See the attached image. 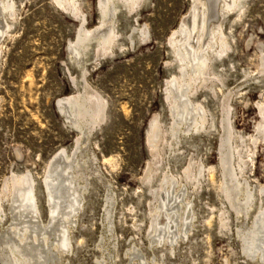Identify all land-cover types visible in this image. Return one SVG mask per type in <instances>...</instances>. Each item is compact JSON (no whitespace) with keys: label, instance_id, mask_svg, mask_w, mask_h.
Returning a JSON list of instances; mask_svg holds the SVG:
<instances>
[{"label":"rangeland","instance_id":"rangeland-1","mask_svg":"<svg viewBox=\"0 0 264 264\" xmlns=\"http://www.w3.org/2000/svg\"><path fill=\"white\" fill-rule=\"evenodd\" d=\"M12 1L15 13L5 19L8 28L0 37V198L6 213L0 231L11 223L3 187L13 174L33 176L37 219L48 224L41 180L59 161L61 148L72 156L83 139L59 112L58 99L85 96L93 106L95 99L105 102V117L98 122L96 110V123L83 124V131L90 128L89 141L75 153L85 161H79L78 180L87 181L88 190H79L85 199L72 223L73 251L62 259L57 255L54 264H97V259L108 264H255L243 255L237 236V228L252 226L254 212L236 220L222 190L221 151L230 124L233 135L225 147L234 152L231 165L239 183L255 192L259 205L264 202L259 192L264 188V132L259 128L264 125V0H241L223 15L217 14L219 0H207V22L216 24L226 46L220 58L216 46L209 52V80L194 78L189 94L204 107L208 121L188 137L179 135L178 142L169 135L173 121L166 92L171 80H180L183 60L171 37L187 23L195 0H137L134 5L116 0L110 47L89 40L81 66L72 47L82 28L96 30L99 0H76L75 13L68 1L64 9L55 0ZM5 20L0 16V27ZM154 119L163 136L156 155L146 145ZM150 164L159 169L146 178ZM189 167L193 181L185 175ZM171 175L179 179V189L190 191L195 217L187 238L168 253L152 250L148 235L157 206L152 193ZM107 196L113 197L110 205ZM106 209L114 220L111 231ZM220 213L229 216L227 228L217 220ZM134 247L137 256L130 258Z\"/></svg>","mask_w":264,"mask_h":264},{"label":"bare ground","instance_id":"bare-ground-1","mask_svg":"<svg viewBox=\"0 0 264 264\" xmlns=\"http://www.w3.org/2000/svg\"><path fill=\"white\" fill-rule=\"evenodd\" d=\"M55 1L63 9L64 4H66L65 1H68L73 4V12L75 13L77 11L76 0ZM126 1H131V4L134 5L137 0ZM239 1L241 0H219L217 14L219 11L223 15L225 12L228 13L235 10L238 7ZM115 2L116 0H99L98 11L101 14V20L95 26V31L97 32L92 31L93 29L85 30V28L83 29L81 27L82 29L78 34L76 47L74 45L72 47L74 56L79 57L77 65L81 66L83 63L81 59L82 54L86 47V42L89 40L98 39L103 46L110 47L113 32L111 21H113L112 18L115 15ZM195 2L196 5L191 11L186 21L187 23H182L176 32V37L174 35L171 37L174 39L173 41L176 45L178 56L183 60L179 68L181 71L180 80H171L167 85L166 92L172 107L171 120L173 121L169 135L173 136L177 142L178 139L180 140L179 135L188 137L192 133H196L198 128H203L206 125L208 119L206 118L205 109L203 106L194 104L190 100V90L194 84V78L205 81L209 80L207 77L209 52L214 51L216 46V50H220L217 54L220 58L224 53L223 47L226 46L224 43L225 36L221 31L218 32L219 30L216 29V24L210 27V24L207 22V14L209 12L207 0H195ZM14 13L15 8L12 0H0V16L3 17V20L10 15H14ZM102 25L105 28H102ZM7 28L8 23L6 21L5 26L0 27V37H3L4 33L6 34ZM173 41L171 40V42ZM262 61L264 67V57ZM94 105H91L85 96L70 95L58 99L57 107L60 110L59 112H64L65 118L68 119V124L73 125L75 129L77 128V131L83 139L78 142V146L73 151L72 156L61 148L59 152L60 157H58L59 161L50 164L49 167L51 168L41 180L49 213L47 225L41 220L38 222L39 220L37 219L39 210L36 197L34 196L35 180L33 176L27 173L25 176L23 174L22 176L24 177L21 179L22 176L18 177L13 174L11 179L6 180L3 187V194L6 197L5 203L9 208L7 218H9L11 223L8 224L9 226L4 231H0V253H3L0 258L1 264H54L57 255L58 259H62L65 255L64 253L73 251L71 231L73 228L75 231L74 226L76 225L73 224L72 226V223H75L79 215V209L83 206L82 199H85L80 194L85 189L88 190L85 187L87 181L85 182L86 184H81V181L78 180L82 176L80 170L82 166H79L81 165L79 161H82L83 164L85 161L81 157L77 158V153L75 152L79 148V145L86 143V140L89 139L90 128L83 131L85 127H83V124L89 123L93 125L96 123L94 120L96 110L99 111L98 122H102L105 117V102H101L100 98L98 100L95 99ZM71 116L72 119H70ZM152 122L147 135L146 145L151 149V153L156 155L159 151L163 136L161 135L159 121L154 119ZM259 128L264 132V125H261ZM225 132L224 149L221 151V160H223L222 163L225 169V181L222 185V190L233 214L236 216V220H240L239 218L243 217V215H250L251 212H254L252 226L250 228H237V236L243 242V255L254 260L253 262L255 264L258 261L262 264L264 262V202L259 205L255 197V192L253 193L247 184L241 185V182L239 183L237 173H235L234 167L231 165L234 159V152L231 148L225 147L228 141H231L233 135L230 124L226 126ZM242 161L246 164L244 159ZM154 167L153 164H150L146 169L144 177L149 178V175L157 172L159 168L153 170ZM201 171L202 166L200 165L193 177L191 175L192 168L189 167L186 169L185 175L190 181L192 177L193 179L195 178L196 184L198 176H201ZM226 178H229L232 182L231 186L228 185ZM178 180L173 175L166 176L163 180L162 188L152 193L157 204L154 212L151 213L152 221L148 235L152 250L162 249L164 252H174L175 248L178 247L177 243L187 238L189 226L194 228L192 220L195 217H193L195 212L193 213L192 211L194 210L192 209L194 207V205L192 207V199H189L191 196L190 191L186 189V186H182L184 190L179 189ZM79 190L83 192L79 194ZM259 192L261 195L264 192V188ZM241 195L243 197L240 199ZM7 196L9 197L7 198ZM10 197L12 198L10 199ZM112 198L111 196H107V204H112ZM3 199L4 197L0 198V224L2 227L4 223L2 221L6 215L3 209ZM190 211L191 214H189ZM248 212L249 214H247ZM110 213L112 212L109 209L105 210V220L109 231L113 228L112 222L114 221L111 222ZM228 217L223 213L217 215V220L222 227L227 228ZM194 223L196 222L194 221ZM98 248H101V246L99 245ZM136 249L134 247L131 250L129 254L130 258L137 256ZM59 261L61 262L62 260ZM96 262L97 264H108L103 259H97ZM155 262L154 259L153 263Z\"/></svg>","mask_w":264,"mask_h":264}]
</instances>
